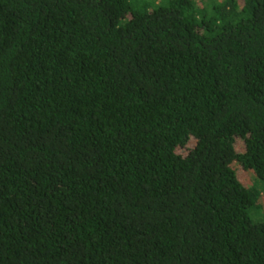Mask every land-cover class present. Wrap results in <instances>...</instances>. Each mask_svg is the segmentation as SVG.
Masks as SVG:
<instances>
[{"label": "trees", "instance_id": "obj_1", "mask_svg": "<svg viewBox=\"0 0 264 264\" xmlns=\"http://www.w3.org/2000/svg\"><path fill=\"white\" fill-rule=\"evenodd\" d=\"M263 197L264 0H0V264H264Z\"/></svg>", "mask_w": 264, "mask_h": 264}, {"label": "rangeland", "instance_id": "obj_2", "mask_svg": "<svg viewBox=\"0 0 264 264\" xmlns=\"http://www.w3.org/2000/svg\"><path fill=\"white\" fill-rule=\"evenodd\" d=\"M241 173H242V176H248V174H249V173L244 172V171H242ZM262 203H263V207H264V197L262 198ZM252 217H255V216L252 215Z\"/></svg>", "mask_w": 264, "mask_h": 264}]
</instances>
